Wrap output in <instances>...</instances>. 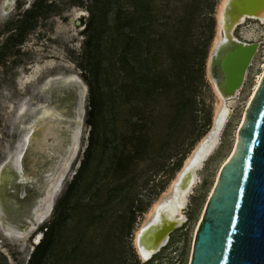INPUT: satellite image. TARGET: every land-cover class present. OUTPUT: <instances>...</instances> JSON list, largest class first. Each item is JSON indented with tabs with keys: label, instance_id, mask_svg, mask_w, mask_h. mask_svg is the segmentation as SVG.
<instances>
[{
	"label": "rangeland",
	"instance_id": "374dc122",
	"mask_svg": "<svg viewBox=\"0 0 264 264\" xmlns=\"http://www.w3.org/2000/svg\"><path fill=\"white\" fill-rule=\"evenodd\" d=\"M12 1L7 11L9 0H0V167L21 145L20 112L33 114L50 78L74 76L84 100L78 151L45 217L9 233L0 220V264H28L34 239L51 228L42 264H190L201 217L263 72L264 24L248 19L234 32L259 52L229 102L218 147L198 171L186 224L144 263L136 232L214 130L207 64L222 0Z\"/></svg>",
	"mask_w": 264,
	"mask_h": 264
},
{
	"label": "bare ground",
	"instance_id": "6f19581e",
	"mask_svg": "<svg viewBox=\"0 0 264 264\" xmlns=\"http://www.w3.org/2000/svg\"><path fill=\"white\" fill-rule=\"evenodd\" d=\"M253 1L255 3L252 4V9H256L255 14H250L246 11L241 12L242 14L239 12L240 14L238 13L237 15L240 17L238 24H244L247 19L257 20L264 24V0ZM12 2L9 4V8L6 9L7 11L10 10ZM232 10L233 0L221 1L217 12V34L207 64L211 79L213 78L212 58L221 42L225 40V31L230 23ZM231 30L234 31L235 29L232 28ZM259 47L260 45L258 44V49L249 68L259 52ZM247 77L248 70L246 71L244 84L247 81ZM263 77L264 68L262 74L255 82L252 96ZM244 84L231 96L224 89L220 91L213 80L217 98L214 130L185 161L183 169L170 185L167 193L158 203L152 206L147 214L145 223L135 234V248L144 263L149 262L156 254L160 253L169 243L172 233L186 224L187 217L184 210L188 205V200L194 187L198 184V171L203 167L204 161L218 147L221 131L231 114L229 102L239 96ZM44 88L46 91L44 90L45 92H40L39 94L43 95V101L34 110L26 125L24 124L26 120L24 110L20 112L18 125L24 130L22 133L23 142L8 161L0 167V210L2 211H0V220L3 225H5L4 220L8 216L14 219V209L12 210L8 196L5 194L6 190H11L14 187L15 194L13 196H15L14 202L16 204L22 199L21 192L23 187L26 189L27 195H33V192H35L32 197L33 210H37L38 214L42 215L44 212L41 209L40 198L37 194H44L43 201L45 203L51 200L53 188L55 186V189L58 188L78 151L77 139L80 127L78 130L75 129L73 121H75V115L79 112V106L84 100V87L71 75L50 78L45 83ZM37 132L41 134L40 138L33 137V134ZM229 157L225 160L222 167ZM30 184L35 185L33 191L30 188ZM41 239L42 235L39 234L34 239V245L39 244Z\"/></svg>",
	"mask_w": 264,
	"mask_h": 264
},
{
	"label": "water",
	"instance_id": "95a60500",
	"mask_svg": "<svg viewBox=\"0 0 264 264\" xmlns=\"http://www.w3.org/2000/svg\"><path fill=\"white\" fill-rule=\"evenodd\" d=\"M234 1L225 40L212 58L213 80L220 91L224 89L231 96L244 84L246 71L258 49V44H249L234 36L241 25L238 13L255 14L256 9H252L255 2ZM39 99L43 101L42 94ZM31 116L26 118L25 125ZM81 116L80 105L73 121L77 130ZM16 129L22 144L24 130L19 125ZM33 137L40 138L41 134L34 133ZM30 188L33 191L35 185L30 184ZM13 190L8 189L5 194L9 196ZM25 190L23 187L20 207H11L14 219L8 216L5 225L2 224L7 231L21 224L36 227L48 212L50 200L45 203L43 193L37 194L44 212L39 215L33 210L35 192L27 195ZM190 264H264V77L251 98L233 153L222 167L206 205L195 233Z\"/></svg>",
	"mask_w": 264,
	"mask_h": 264
},
{
	"label": "trees",
	"instance_id": "16d2710c",
	"mask_svg": "<svg viewBox=\"0 0 264 264\" xmlns=\"http://www.w3.org/2000/svg\"><path fill=\"white\" fill-rule=\"evenodd\" d=\"M97 106H98V103L96 102V97H94L92 101H90V108L92 109L91 115H94V113H96ZM93 124L94 123L91 122L90 125H93ZM51 233H52V228L46 231L43 240L35 247L32 257L30 258V261L28 264H42L43 262L42 259L48 251Z\"/></svg>",
	"mask_w": 264,
	"mask_h": 264
}]
</instances>
